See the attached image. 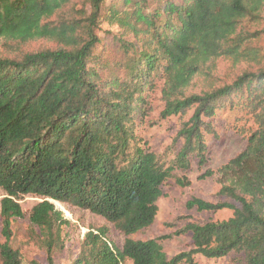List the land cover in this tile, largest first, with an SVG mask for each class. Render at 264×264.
Segmentation results:
<instances>
[{
  "label": "trees",
  "instance_id": "trees-1",
  "mask_svg": "<svg viewBox=\"0 0 264 264\" xmlns=\"http://www.w3.org/2000/svg\"><path fill=\"white\" fill-rule=\"evenodd\" d=\"M263 5L0 0V43L18 48L13 57L0 56V264H39L26 263L11 244L12 222L24 218L19 202L28 195L42 200L28 221L43 234L45 264H54L64 247V221L47 200L100 216L124 238L118 247L104 229L87 233L73 264H195V255L221 259L231 253L242 254L244 264H264V68L197 95H180L211 59H250L240 51L243 40L234 39L241 21L257 18ZM38 41L54 49L20 52ZM157 80L164 83L163 119L191 112L176 134L180 148L167 161L136 133L144 93ZM224 115L251 119L256 129L242 152L210 170L207 141ZM193 165L204 168L199 179H216V195L225 201L191 199L185 207L229 210L232 217L175 232L190 234L193 249L172 258L163 251L164 237L131 239L154 223L165 184L190 185L184 174Z\"/></svg>",
  "mask_w": 264,
  "mask_h": 264
},
{
  "label": "rangeland",
  "instance_id": "rangeland-1",
  "mask_svg": "<svg viewBox=\"0 0 264 264\" xmlns=\"http://www.w3.org/2000/svg\"><path fill=\"white\" fill-rule=\"evenodd\" d=\"M103 30L116 32L115 27L103 25ZM241 42L240 51L250 55V59H242L239 62L234 57L221 55L207 62L200 72L192 79L190 85L181 91L182 98L197 95L209 88H218L231 83L243 72H256L264 68V5L255 19H244L238 26L236 37ZM230 42L227 46H232ZM22 53L35 52L43 49H54L49 42H32L20 47ZM16 47H8L0 43V56L13 57L17 54ZM247 56V57H248ZM254 60V61H253ZM163 81L157 80L153 88L144 93L145 105L138 110L136 118V133L147 143L151 152L162 156L164 161L171 160L180 148V142L176 141V134L182 124L190 117L191 112L185 116H171L163 119L161 112L164 110ZM234 117H220L215 123L216 136L209 137L207 141V168L217 170L229 160L242 152L247 144L248 137L256 129L251 119H235ZM204 173L193 165L192 169L184 174L190 181L185 188L176 186L173 182L165 184L161 190L163 195L158 200V212L154 223L147 229L131 236L133 240L145 241L164 237L161 243L163 251L168 258L180 253H186L193 249L190 234L174 236L175 232L183 229L187 224L204 225L210 222L226 221L232 217L233 212L220 210L216 213L204 211L198 212L196 208L185 207L187 201L199 199L207 203L217 204L225 200L218 197L219 186L216 179H199ZM177 176L182 173L177 172ZM2 196L0 195V199ZM42 200L34 196H25L19 202L24 213L23 219L12 222L13 247L19 249L23 260L28 263L35 261L45 264L46 251L43 234L31 226L28 216L31 209ZM57 212H60L64 224L60 227V236L63 241V250L53 256L54 264H73L80 253V247L87 233H96L104 229L112 243L118 247L123 244V236L119 235L113 226L102 217L91 214L76 206L47 200ZM170 236V238H169ZM168 237V238H166ZM1 219H0V243H2ZM195 264H244V257L239 253H231L221 259H208L201 255L193 257Z\"/></svg>",
  "mask_w": 264,
  "mask_h": 264
}]
</instances>
